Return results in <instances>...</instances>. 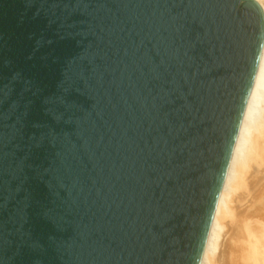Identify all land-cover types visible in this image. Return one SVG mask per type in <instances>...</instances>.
Instances as JSON below:
<instances>
[{"label":"water","instance_id":"obj_1","mask_svg":"<svg viewBox=\"0 0 264 264\" xmlns=\"http://www.w3.org/2000/svg\"><path fill=\"white\" fill-rule=\"evenodd\" d=\"M263 37L252 0H0V264H198Z\"/></svg>","mask_w":264,"mask_h":264},{"label":"bare ground","instance_id":"obj_2","mask_svg":"<svg viewBox=\"0 0 264 264\" xmlns=\"http://www.w3.org/2000/svg\"><path fill=\"white\" fill-rule=\"evenodd\" d=\"M252 1L264 18V0ZM261 180H264V37L198 264H264V186L252 195Z\"/></svg>","mask_w":264,"mask_h":264},{"label":"rangeland","instance_id":"obj_3","mask_svg":"<svg viewBox=\"0 0 264 264\" xmlns=\"http://www.w3.org/2000/svg\"><path fill=\"white\" fill-rule=\"evenodd\" d=\"M262 181V183H260L258 186H257V188L254 190V194H252V195H255L257 192H258V190H260L261 188H262V186H264V180H261ZM263 184V185H262ZM258 189V190H257Z\"/></svg>","mask_w":264,"mask_h":264}]
</instances>
